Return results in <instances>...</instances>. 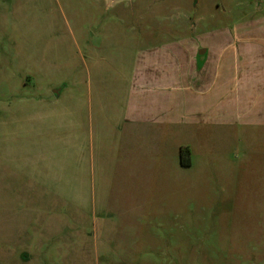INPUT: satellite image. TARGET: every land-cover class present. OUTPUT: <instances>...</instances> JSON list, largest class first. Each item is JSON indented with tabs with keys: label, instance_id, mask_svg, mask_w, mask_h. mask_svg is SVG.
<instances>
[{
	"label": "rangeland",
	"instance_id": "1",
	"mask_svg": "<svg viewBox=\"0 0 264 264\" xmlns=\"http://www.w3.org/2000/svg\"><path fill=\"white\" fill-rule=\"evenodd\" d=\"M257 7L264 0H0V155L15 111L40 110L65 77L86 85L107 74L122 92L137 48L192 20H248ZM201 132L147 136L144 192L128 199L119 184L82 209L74 193L45 191L0 160V264H264V126Z\"/></svg>",
	"mask_w": 264,
	"mask_h": 264
},
{
	"label": "crops",
	"instance_id": "2",
	"mask_svg": "<svg viewBox=\"0 0 264 264\" xmlns=\"http://www.w3.org/2000/svg\"><path fill=\"white\" fill-rule=\"evenodd\" d=\"M255 12L231 25L196 19L169 28L170 39L134 51L119 75L122 92L107 74L86 85L77 74L65 77L45 90L40 110L15 111L0 160L45 191L74 193L82 209L107 203L119 184L128 199L144 192L147 136L163 131L177 141L189 131L264 126V7Z\"/></svg>",
	"mask_w": 264,
	"mask_h": 264
},
{
	"label": "trees",
	"instance_id": "3",
	"mask_svg": "<svg viewBox=\"0 0 264 264\" xmlns=\"http://www.w3.org/2000/svg\"><path fill=\"white\" fill-rule=\"evenodd\" d=\"M189 151L190 150H189L188 146H181L179 148L180 161L184 165H188L190 163Z\"/></svg>",
	"mask_w": 264,
	"mask_h": 264
}]
</instances>
